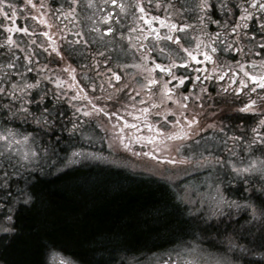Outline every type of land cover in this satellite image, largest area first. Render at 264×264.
<instances>
[{"label":"flooded vegetation","instance_id":"af4514ba","mask_svg":"<svg viewBox=\"0 0 264 264\" xmlns=\"http://www.w3.org/2000/svg\"><path fill=\"white\" fill-rule=\"evenodd\" d=\"M208 2L210 7L206 10L200 9L201 0H160V3L165 7L159 10L155 7L149 9L152 15H159L178 25H191L184 33L175 34L186 35L193 48L196 46V38L202 42L201 48L203 49L204 45L209 42L208 36L204 33L211 36L212 40L216 41L215 46L218 49L213 54L214 63L206 62L203 65L196 64L194 66L206 70L216 67L215 74H222L225 77L224 80H204L208 92L203 95L202 100L196 99L199 82H186L187 91L183 86L181 87L180 91L189 96L188 110L181 109L183 116H195L197 120V124L187 132V140L181 138L168 140L163 134L154 133L158 139L149 144H145L143 141L138 143L133 139L149 135L147 129L133 117L140 114V109L148 107L152 113L149 117L152 123L160 128L161 124L167 120L162 132L171 134L178 130L171 123L176 117H173L168 110L175 111L177 105L171 101L160 104L157 89H153L154 92H157V95L153 96L147 93L146 88L141 87L144 82L143 75L146 73H141L139 68L131 67V65L139 64L140 60L138 55L134 59L129 54L135 51V47L129 49L128 45L130 43L133 46L140 43L151 45L154 39L152 37H149L148 40H144L143 37L137 39L141 33V25L135 22V16L139 13L132 7L134 0H117L116 5L112 4L111 0H91V7L88 6L89 0H76L75 3H72V0H33V4L37 5L36 8L25 6L24 0H7V3L16 6V26L27 27L28 35L6 32L5 29L11 27L13 22L0 16V68H3L7 73L17 72V74H8L6 79L14 81L17 78L18 83H22L23 80L29 83L33 82L39 69H44L40 73L41 89L39 91L43 94L51 89L44 105L49 106L52 112L50 121H59L57 127L65 130L71 136H74L75 132L80 135L78 133L80 130L96 127L103 138L99 143L100 147L104 146L111 151L121 153H131L133 156L127 153L129 155L127 160L138 164L140 168L162 169L164 172L169 169L204 171L213 175V177L201 175L184 177V180L195 181V195L192 198L189 195L186 199L179 198V200L177 195H181L180 190L184 189L183 181L175 183L176 185L182 184L177 186L179 191L175 188L176 192L168 182L162 179L158 181L168 188L175 203L194 224V230L190 235L163 248L144 254L141 256L139 264H165V262L167 264H218L213 258L209 259L199 254L178 257L179 255L173 254L169 249L186 241H192L202 247L219 248L229 246V238H231L238 245H244L247 248H264L261 247L260 222L252 220L249 215L250 210L243 207L244 205L259 206L257 197L264 198V192L260 191L264 188V182L261 181L260 176L237 177L231 173V169L227 166L224 169L218 165L214 167L200 166L203 164L201 155L208 156L209 151L214 156L219 155L223 159H229L225 145L219 142L226 136L241 137L239 141L228 140L227 148L236 153L231 157L234 163L243 165L247 164L250 159L264 157L260 152L255 151V145H251L252 151L247 150L255 135L251 129L257 126L259 114L264 110V103L258 99V96L264 95V91L259 88L256 92L244 89L237 98V94L231 90L226 92L222 90V85L229 83L228 76L230 74L242 75L236 65L237 61L244 64L245 70L250 74L264 75V48H262L264 28L261 27V22L264 21V12L259 10V5L264 3V0H256L254 6L253 0H208ZM155 3L156 0H153V5ZM41 4L44 6L39 7ZM120 4L126 5L124 12L120 11L118 7ZM221 4L226 7H221ZM5 11L11 16V12L6 6ZM249 12L252 13L250 18L241 19ZM109 14L111 16L105 23V17ZM33 16L36 17L35 20L32 19ZM41 18L47 23L40 24ZM201 19L203 23L200 22ZM245 23L248 25L247 28L243 27ZM47 24H50L51 27H48ZM233 25L236 26L235 32L232 31ZM109 27L113 29V32L106 33L105 29ZM131 29H135V31H130ZM160 31L163 35L167 29H160ZM44 32H48L52 36L61 56H56L52 52L48 37L43 35ZM9 35L14 40V44L11 46L5 44V38ZM217 35L219 36L218 40L216 39ZM78 40L80 42L76 43ZM172 47L175 48V46ZM97 53H103V56H99ZM25 56H29L30 59L25 60ZM198 59H202V57H198ZM105 60H108L107 64H105ZM10 62L17 66L11 69L5 67ZM156 62L168 63L169 61L157 57ZM45 65L47 67H44ZM69 65L75 69L78 87L84 90L80 98L72 100L71 104L68 103V100L77 95V89L69 87V84L72 83L71 78L63 71ZM126 65L129 67H124ZM26 67L31 68L32 71L27 72ZM108 68L121 76L120 81L111 78V73L107 71ZM181 71L183 70L178 71L177 75ZM20 73L23 74V77L19 75ZM85 74L87 80L84 78ZM198 74L200 73H193V75ZM207 74L208 71H205L204 75ZM44 76H47L48 79L43 80ZM57 77L65 83L58 85ZM85 85H94V87ZM237 86L238 80L236 84L231 85L232 88ZM252 86L249 82V87ZM5 88H8L7 83H5ZM37 91L31 89L28 90V93L35 96ZM56 92H67L68 95L63 100H55L52 93ZM218 93L222 94L218 95ZM18 95L23 96L24 93H18ZM3 96L8 104L16 102L10 101L6 95ZM84 96L88 98L84 99ZM178 96L179 93L175 94L174 98ZM106 97H111V99ZM27 98L25 96V99ZM141 99L145 101L144 104L140 103ZM249 99L257 101L256 113H238L236 109L242 107L244 103H248ZM90 100L92 103H89ZM153 103L160 104V107L152 108ZM93 104L96 105V109L103 108L109 115L105 116L103 112L93 109ZM29 107L37 116L39 115L35 104H31ZM75 108L81 109L79 114L75 113ZM84 111H88L90 115L84 116ZM156 112L164 113V115L158 117L155 115ZM177 115L179 116L180 113L178 112ZM19 116L22 119L32 120L31 117L25 118L22 113H19ZM237 116H255L256 118L248 119L245 122L236 119ZM69 120H75L79 125L74 133L70 131L72 126ZM157 121H160L161 124H157ZM129 124H136V128L127 127ZM209 125H214V127H208ZM221 128L224 130L223 132L219 131ZM259 131L264 134V126H261ZM121 137L124 138V143L129 144L132 151L124 149L120 142ZM157 147L159 151H156ZM148 151L152 152L151 157L143 154ZM133 152L140 153V155H134ZM189 158L190 162H179L187 161ZM169 160L177 161V163L167 162ZM245 179L248 180L247 183L244 182ZM209 183L212 185L209 186ZM216 184L220 185L225 199L235 201L242 207L224 206L222 215L211 216L210 205L203 201L207 200ZM237 220L239 223H234ZM249 221L251 222L249 223ZM209 225L212 227H208ZM237 236H239L238 239ZM262 256L235 255L224 263L248 264V262L256 261L261 257L264 259V255ZM61 262H57V264H61ZM64 264L74 263L64 262Z\"/></svg>","mask_w":264,"mask_h":264},{"label":"trees","instance_id":"16d2710c","mask_svg":"<svg viewBox=\"0 0 264 264\" xmlns=\"http://www.w3.org/2000/svg\"><path fill=\"white\" fill-rule=\"evenodd\" d=\"M0 101L3 119L17 121L26 131H41V145L48 150L42 168L11 171L1 167L0 183L3 172L19 173L7 180L6 188L0 186V218L11 215L15 228L0 238L3 264H46L52 251L82 264H115L192 233L194 224L163 183L134 177L108 164L65 166L57 171L71 144V138L57 127L59 121L49 120L48 129H42L19 113L10 116L4 96L0 95ZM26 185L35 192L34 204L27 208L22 201H14L17 190ZM256 249L264 255V248Z\"/></svg>","mask_w":264,"mask_h":264},{"label":"snow or ice","instance_id":"6c2138e0","mask_svg":"<svg viewBox=\"0 0 264 264\" xmlns=\"http://www.w3.org/2000/svg\"><path fill=\"white\" fill-rule=\"evenodd\" d=\"M76 0H72V3H75ZM256 0H253V6L255 5ZM111 3L116 5L117 0H111ZM25 6H31L32 8H36L37 5L33 4V0H24ZM5 6L8 8V10L11 12V16L8 15V12L5 11ZM44 5L41 4L39 7H43ZM89 7H91V0H89ZM121 12H124L126 5L120 4L118 5ZM132 7L135 8L136 12L139 13V15L135 16V22L139 23L141 25V33L140 36L137 37V39H140L143 37L144 40H148L149 37L154 38L153 43L151 45L146 43H140L138 45L133 46L131 43L128 45L129 49H132L135 47L134 52H130L129 54L133 56L135 59L136 56H139L140 63L131 65V67H136L141 69V73H146V75H143V83L141 85L142 88L147 89V93L152 94L153 96L157 95V92H154L153 89L158 90V95L160 99V104L167 103L168 101H171L173 104L177 105V109L175 111H172L169 109L168 111L171 113L173 117H176L174 120L171 121L173 127H175L178 131L172 132L171 134L163 133L162 129L164 127V124H166L168 121L165 120L163 124H161L160 121H157V124H161L160 128L156 127V124L152 123V121L149 119L150 115L152 113L150 112V109L148 107H144L139 110V115L134 116L133 118L140 122L144 128L147 129L149 135L148 136H140V137H134L133 139L136 142H145V144L154 143L158 136L154 135V133H161L165 136L168 140H173L177 138H181L184 140L188 139L187 132L191 131L192 126L197 124V120L195 116L191 117H184L183 112L188 110L187 101L189 99L188 95H184L180 89L183 86L184 90L187 91V85L188 83H194L199 82V92L196 94L197 100H202L203 95L208 92L207 86L204 84V80H224V75H216L217 68L214 67L211 70H206L200 67H195L194 65L200 64L203 65L206 62L207 63H214L213 54H215L218 49L215 46L216 41L212 40L211 36H209L207 33H204V35L208 36L209 42L204 45V48H201V41L199 38H196V46L195 48L192 47L191 41L188 39L186 35L181 36L175 33H184L187 28H190L191 25L187 24H177L175 22H172L171 20H168L166 18H162L159 15H152L151 9L152 7H155L157 10L160 8L165 7L160 3V0H156L155 5H153V0H134V3L132 4ZM201 10H206L210 7V4L208 0H201V3L199 5ZM221 7H226V5L221 4ZM259 10L261 12H264V3L259 5ZM71 11V10H70ZM246 11V10H245ZM0 16H3L5 19L11 20L12 26L7 27L5 29L6 32L9 33H24L25 35L29 34V29L27 27H17L15 24V18L17 17V9L16 6L12 3H7V0H0ZM111 14L109 16L105 17V23L110 18ZM252 16V13H247L246 16L241 17V19H248ZM33 20L36 19L35 16L32 17ZM203 23V20L200 21ZM40 24H46L47 22L41 18L39 20ZM48 27H51L50 24H47ZM244 28H247L248 25L245 23L243 25ZM261 27L264 28V21L261 22ZM160 29H167V32L163 35L161 34ZM95 30V29H94ZM130 31H135V29H131ZM232 31H236V26H232ZM106 33L113 32V29L111 27L105 29ZM44 36L48 37V43L49 47L51 48L52 52L56 54V56H61L60 51L58 50L55 41L52 40V36L48 32L43 33ZM216 39H219V36L217 35ZM183 41V42H182ZM80 41H76V43H79ZM170 42V43H169ZM87 43V41H85ZM5 44L8 46H11L14 44L13 37L11 35L7 36L5 38ZM187 44V46H185ZM172 46H175L173 49ZM262 48H264V45H262ZM47 51V49H45ZM227 51V49H225ZM154 54V55H152ZM99 56H103V53H97ZM14 56V54H13ZM164 58L167 59L168 63H158L156 62V58ZM198 57H202V59H198ZM25 60H29V56L24 57ZM63 59V57H61ZM105 64L108 63V60L104 61ZM236 65L239 69V73H242V75L239 74H230L228 76L229 83L226 85H222V90L224 92L231 90L235 94H237V98H239V95L242 93L244 89H247L250 92H256L257 88L264 91V75H252L248 71L245 70L244 64H241L239 61L236 62ZM17 65L13 63H9L5 65V67L11 69L16 67ZM98 66V65H97ZM39 67V66H37ZM44 67H47L45 65ZM83 67V66H81ZM129 67V66H124ZM27 72H31V68L25 69ZM43 68L39 69V73L37 74V77L34 78L33 82L29 83L26 80H23L22 83H17L15 81H9L5 79V83L8 84V88L6 89L3 86H0V95H6L9 97L10 101H16L14 103L4 105L5 109L8 111L10 116H16L17 113L24 114L25 118L31 117L33 122L36 123L38 127H44L49 125L50 117H52V112L50 111L49 106L44 105V101L48 98L49 93L51 92V89L48 91L41 92L39 91L41 89V78L40 73L43 72ZM183 70L180 72L179 75H177V72ZM64 72L68 74V76L71 78L72 83L69 84V87H75L77 89V95L72 96L68 103L71 104L72 100H76L80 98V95L83 93V89L78 87V84L76 83V76H75V69L72 68L70 65L66 66L63 69ZM108 72L111 73V78L115 79L116 81H120L121 76L117 75L116 72H113L111 68L107 69ZM121 71H123V68H121ZM208 71L207 75H204V72ZM193 73H200L198 75H193ZM21 77H23V74H19ZM99 75V73H98ZM203 76V79H202ZM85 80H87V75L85 74ZM48 77L44 76L43 80H47ZM238 80V86L235 88H232V84H236ZM249 82L253 85L252 87H249ZM57 83L58 85L65 83V81H61L59 77H57ZM86 87H94V85H85ZM111 86V85H110ZM127 87V85H125ZM36 89L38 90L35 96H31L28 93V90ZM122 91V89H121ZM18 93H24L23 96L18 95ZM179 93V96L174 98V95ZM222 94V93H218ZM55 100H63L65 97H67V92H56L52 93ZM25 96L28 98L25 99ZM84 99H87V96L83 97ZM107 99H111V97H106ZM131 99V97H129ZM99 99V97H97ZM258 99L264 103V95L258 96ZM51 103V102H50ZM89 103H92L90 100ZM141 104H144L145 101L143 99L140 100ZM257 101L249 99L248 103H244L242 107H239L236 109L238 113H244V114H250V113H256V105ZM35 104L36 109L39 113L37 116L29 107V105ZM160 104L153 103L151 105L152 108H159ZM54 107V105H53ZM73 107H75L73 105ZM93 109H96V105L93 104ZM99 112H103L105 116L109 115L107 111H105L103 108L96 109ZM81 111L80 108H75V113L79 114ZM180 113L178 116L177 113ZM63 115V114H61ZM84 116H89L90 113L88 111L83 112ZM112 115H115V113H112ZM129 115H132V113H129ZM156 116H163L164 113L156 112ZM236 119H240L242 121H247L248 119H255V116H237ZM183 120V124H182ZM69 123H71V132L74 133L79 125L75 120H69ZM261 126H264V110L261 111L259 114V123L256 127L252 128L251 131L255 134L250 141L248 151H252L251 145H255V151H258L261 153L262 156H264V134H262L259 129ZM127 127L130 128H136V124H129ZM208 127H214V125H209ZM219 131L223 132L224 130L221 128ZM16 136H19V139H15ZM241 137L239 136H226L223 140L219 141L220 143H223L225 145V149L228 151L229 159H223L219 155L214 156L211 151H209L208 156L201 155V161L203 162L202 165L204 167H214L218 165L221 169H224L226 166L231 169V173L237 177H251L253 174H259L260 179L262 182H264V159H250L247 164L238 165L237 163H234L231 160L232 156H235L236 153L227 148L228 140L232 141H239ZM0 140H3L7 142L9 148H13V145H20L21 143L27 145L30 141L34 144L35 138L31 136V134H20L18 132H14L11 129H5L3 132H0ZM120 142L123 145L125 150L132 151V149L129 147V144L124 143V138H120ZM13 151H15V148H13ZM40 149L38 147L31 148L28 151H24L22 153H17L20 157V161H27L31 163L32 161L39 160L40 159ZM47 151V149H45ZM156 151H159V148H156ZM179 151V149H177ZM134 155H140V153L133 152ZM146 156L151 157L152 152H144L143 153ZM99 159L100 157L93 153H87L80 150H74L70 154L66 155V158H62L58 161V163L62 166H71L73 164L79 163L81 159ZM171 163H177V161H167ZM180 163L190 162L189 160H181ZM259 165V167H258ZM23 166V164H21ZM4 177L3 183H0V186L7 187V180L13 176V175H19L17 172H3L2 173ZM245 183L248 182L247 179L244 180ZM18 195L14 198V201H22L23 205L27 207H31L34 204L35 201V192L33 190H30L29 187L26 185L24 188L18 189ZM260 191L264 192V188H262ZM10 195V194H9ZM257 200L259 201V206H252V205H244L246 209H249V215L251 216L252 220L259 221L261 224L260 228V239L262 241L261 247H264V198L257 197ZM205 203H208L210 205L211 216L216 215H222V208L224 206H227L229 208L236 207L240 208L241 205L237 204L235 201H230L225 199L224 193L222 192L220 185L216 184L214 188H212L211 193L209 194L207 200L203 201ZM12 216L7 215L2 218H0V231L4 232H13L15 231L14 226L11 224ZM3 222L8 223V227H3ZM251 221H249L250 223ZM234 223H239V221H234ZM208 227H212V225H209ZM250 231V230H249ZM239 236H237V239ZM229 247L230 248H237L239 247L242 251L248 252L246 246L244 245H238L235 243L234 240L229 238ZM61 264H64L62 261ZM167 264V262H165ZM248 264H254V262H248Z\"/></svg>","mask_w":264,"mask_h":264},{"label":"rangeland","instance_id":"374dc122","mask_svg":"<svg viewBox=\"0 0 264 264\" xmlns=\"http://www.w3.org/2000/svg\"><path fill=\"white\" fill-rule=\"evenodd\" d=\"M8 74H17V72L14 71L12 73H7L5 72L3 68H0V86L5 87V79L7 78ZM14 81L17 83L19 82L17 78H15ZM2 96L3 95H1V97ZM1 101H0V106L2 105ZM5 104L8 105L6 101H5ZM4 114L2 110V113L0 112V132H3L5 129H11L14 132H18L20 134H28V133H25L28 131H25V130L22 131L24 129L23 126H18L16 124L17 121H14L12 123V121H10L8 117L6 119H3ZM48 127L49 126L47 125V126L42 127V129H48ZM33 133L35 135L31 134V136L35 138V143L33 144L30 141L27 145L23 143H21L20 145L14 144L13 148H15V151H13V148L8 147L7 142L0 140V171H1V167L9 169L11 171H16L17 169L36 170V169H39L45 166V163L48 161L47 152L45 151L47 147L44 148V147L39 146L40 144L39 142H41V138H42L40 137L41 131L35 130ZM80 133H81L80 138H77L76 140H74L73 146L69 150L66 149L67 151L66 155L70 154L74 150H80V151H84L87 153L96 154L100 158L99 159H92V158L81 159L79 163L73 164L71 166H67L68 168H74L77 165L89 168L91 167L89 166L91 163H93L92 166L98 165V164L100 165L108 164V165L115 166L114 169L116 170L125 171L134 177L141 178L144 180L153 179L155 181H159L162 179L168 182L172 186L175 192H176L175 188L177 189V191H179L177 186L182 185V184L176 185L175 183L179 181H183L184 189L180 190L181 195L179 196L177 195L178 200L179 198L186 199L189 195H190V198H192L195 195V189H194L195 181L194 180H184V177L192 176V175L213 177L211 173H207L204 171H193V170L177 171V170L169 169L168 171L164 172L162 169L140 168L138 167V164H135V163L133 164L129 162L124 157V154H121L116 151H113V152L105 151L104 149H100L99 147H97L96 144L100 140V135H98L99 131L96 127H91L88 129L86 128L83 131L80 130ZM15 139H19V136H16ZM89 142L93 144H90ZM36 147H39V149L41 150L39 153L40 155L39 160L32 161L31 163L27 161H20V157L17 153H22L24 151H28L29 149L36 148ZM66 155H65V158H66ZM262 159H264V157H262ZM21 164H23V166H21ZM64 167L65 166H62V167L59 166L57 171L61 170ZM253 175L259 176V174H253ZM3 179L4 177H2V180ZM208 185L211 186L212 184L209 183ZM3 227L6 228L8 227V225H5ZM5 233H8V232L0 231V238ZM169 249L171 250L173 254L179 255L178 257H183L184 255H188V254L190 255L199 254V255L208 257L209 259L213 258L218 264H225L224 262H227L230 259V255H231L230 252L232 251V249H229L227 247L226 249H214L213 247H202V246L195 244L192 241H189V242L186 241L184 243L178 244L177 246L170 247ZM226 254H228L229 256ZM140 258H141V255H136V256L134 255L126 260L115 262V264H139ZM60 261L67 262V263H74V264L77 263L75 259L71 258L70 256L65 255L64 253H61L59 251H52L48 256L47 264H57V262H60ZM252 262H254V264H262L261 260H256Z\"/></svg>","mask_w":264,"mask_h":264},{"label":"bare ground","instance_id":"6f19581e","mask_svg":"<svg viewBox=\"0 0 264 264\" xmlns=\"http://www.w3.org/2000/svg\"><path fill=\"white\" fill-rule=\"evenodd\" d=\"M222 220V219H221ZM248 230V229H247Z\"/></svg>","mask_w":264,"mask_h":264}]
</instances>
